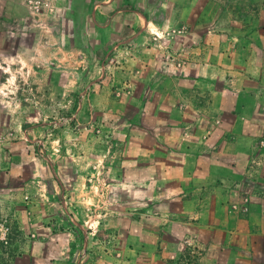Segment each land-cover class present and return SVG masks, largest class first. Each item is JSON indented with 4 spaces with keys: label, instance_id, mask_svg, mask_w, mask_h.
Segmentation results:
<instances>
[{
    "label": "rangeland",
    "instance_id": "1",
    "mask_svg": "<svg viewBox=\"0 0 264 264\" xmlns=\"http://www.w3.org/2000/svg\"><path fill=\"white\" fill-rule=\"evenodd\" d=\"M164 3L179 14L100 48L86 2L0 0V264H264V174L230 199L225 247L223 230L158 219L183 159L157 138L178 135L181 89L225 84L180 76L188 46H264V0Z\"/></svg>",
    "mask_w": 264,
    "mask_h": 264
},
{
    "label": "crops",
    "instance_id": "2",
    "mask_svg": "<svg viewBox=\"0 0 264 264\" xmlns=\"http://www.w3.org/2000/svg\"><path fill=\"white\" fill-rule=\"evenodd\" d=\"M75 1L78 5L86 2L82 9L86 5L90 9L89 25L100 48L116 47L141 36L149 29L154 12L162 16L179 14L174 6L164 12L165 0ZM252 31L264 36V24L254 26ZM234 39L224 43L204 39L188 46L180 76L194 84L203 81L205 87L214 83V78L226 80L225 84L210 91L212 99L205 89L202 93V85L199 90L181 89L180 102L174 109L180 119L178 135L165 140L163 135L157 137L183 159L172 178L179 187L171 199L179 204L158 219L183 224L185 230L197 226L223 230L225 247H229L238 222L225 214L230 199L249 181L264 174V56L260 55L264 46L252 38L241 43ZM238 47L243 50L241 55L234 52ZM216 48L220 49L218 54ZM188 112L192 117L186 119ZM223 241L218 242L222 247ZM199 254L204 260L210 256L207 248Z\"/></svg>",
    "mask_w": 264,
    "mask_h": 264
},
{
    "label": "built area",
    "instance_id": "3",
    "mask_svg": "<svg viewBox=\"0 0 264 264\" xmlns=\"http://www.w3.org/2000/svg\"><path fill=\"white\" fill-rule=\"evenodd\" d=\"M243 210H246V208H245V207H243Z\"/></svg>",
    "mask_w": 264,
    "mask_h": 264
}]
</instances>
